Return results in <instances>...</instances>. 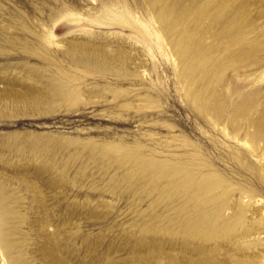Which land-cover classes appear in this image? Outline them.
Wrapping results in <instances>:
<instances>
[{
  "label": "rangeland",
  "instance_id": "374dc122",
  "mask_svg": "<svg viewBox=\"0 0 264 264\" xmlns=\"http://www.w3.org/2000/svg\"><path fill=\"white\" fill-rule=\"evenodd\" d=\"M211 207L250 231L203 239ZM237 254L264 264V0H0V264Z\"/></svg>",
  "mask_w": 264,
  "mask_h": 264
},
{
  "label": "bare ground",
  "instance_id": "6f19581e",
  "mask_svg": "<svg viewBox=\"0 0 264 264\" xmlns=\"http://www.w3.org/2000/svg\"><path fill=\"white\" fill-rule=\"evenodd\" d=\"M187 184L188 182L186 180H181L180 184L178 185V188L179 189L186 188ZM206 199H208V201H216L217 196L214 194L212 195L207 194L206 196H204L203 199L204 202L207 201ZM214 213H217V211L211 207L210 209L207 210L206 215L205 214L202 215L200 219H196L195 222L193 223V227L195 229L194 232L200 235L203 239L205 240L212 239L221 235L229 236L239 230L241 232L243 231L244 233L250 231V228L246 230V229L234 228L229 224H226V226L220 225L218 222L211 219L214 215H216ZM207 214L211 218L208 219ZM218 246L219 245L214 244L212 246V250L215 252V250H218L217 248ZM246 256L248 258H245ZM254 257L255 256H248V255L241 256L237 254L234 258L228 256V257H224L223 259H220L219 264H248V262L251 261ZM211 259L212 258H210V260Z\"/></svg>",
  "mask_w": 264,
  "mask_h": 264
}]
</instances>
